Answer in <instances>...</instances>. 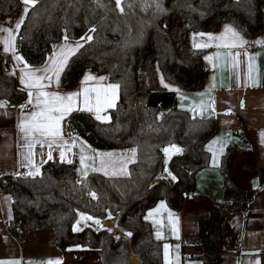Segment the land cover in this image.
<instances>
[{
  "label": "trees",
  "instance_id": "1",
  "mask_svg": "<svg viewBox=\"0 0 264 264\" xmlns=\"http://www.w3.org/2000/svg\"><path fill=\"white\" fill-rule=\"evenodd\" d=\"M22 7L21 0H0V23ZM225 23L248 37L264 33V0H126L123 13L115 8V0H39L30 7L16 43L18 53L31 65L44 64L65 32L78 40L90 34L93 39L70 57L60 83L74 87L82 73L93 70L120 85L119 100L107 114L109 121L76 112L68 119V135L81 136L96 149L134 147L137 155L126 177L97 172L78 177L73 161L46 162L39 175L2 176L0 190L13 199L9 232L22 242L32 229H52L58 248L98 249L101 264H131L130 254L137 255L141 264H163V242L155 240L143 217L161 200L174 209L183 207L194 190L196 171L210 163L206 143L219 122L177 107V94L162 85L160 76L184 91L201 90L208 73L202 61L205 50L192 46L191 38L194 33L218 31ZM91 27L97 31L89 33ZM8 61L0 51V99L21 105L27 94L14 76L3 71ZM171 144L182 149L168 159L167 169L175 181L165 176L162 151ZM228 146L219 166L226 176L224 201L211 202L207 216L197 223L198 233L184 236L203 247L198 257L202 264L220 263L222 223L231 212L245 211L257 191L233 180L229 157L239 148ZM258 173L263 185L264 167ZM90 191L97 193V199ZM78 212L99 220L109 219L111 213L125 234L91 225L73 231Z\"/></svg>",
  "mask_w": 264,
  "mask_h": 264
},
{
  "label": "crops",
  "instance_id": "2",
  "mask_svg": "<svg viewBox=\"0 0 264 264\" xmlns=\"http://www.w3.org/2000/svg\"><path fill=\"white\" fill-rule=\"evenodd\" d=\"M23 8L24 5L17 15L5 16L0 26L14 28L15 23L23 15ZM226 25L232 26L240 32L247 43L242 48L226 49L216 47V44L221 43L220 41H213L211 46L202 47L205 50L202 55V61L208 67V73L201 90L184 91L163 79L164 83L169 85L167 89L174 90L177 94V107L186 109L192 115L206 118L215 117L219 122L215 135L206 143V147L210 151V163L198 169L195 174L196 181L192 192L202 193L203 196L197 199L185 198L181 209L172 208L164 200L158 201L155 204L156 206L150 209L154 212L153 216L146 219L150 222L155 240L158 239L157 231L159 230L160 232L158 240L163 242V264L203 263L198 258L203 247L184 240V236H195L198 233L197 223L200 218L207 216L211 202L224 201V188H222V185L226 176L222 174L219 166L221 165V157L227 151L228 145H234L239 148L237 152H233L229 157V169L230 174L234 178L233 180L243 188H255L257 191L253 194L250 206L245 211L231 212L227 215L225 222L222 223L224 249L220 254L219 264H257V262L264 264V183L259 185L258 181V169L259 167H264V43H257L258 41H264V33L255 37H248L233 24L225 23L218 31L209 34L220 36L223 34ZM3 35L0 34V38ZM76 41L78 39H70L69 43H75ZM194 41L195 43L208 42L207 36L194 37L193 35L190 42L192 46H194ZM63 43L64 40H61L54 46L58 48ZM54 46L50 49L49 55L53 52ZM0 51L5 54L2 44H0ZM226 52L241 53L238 69L233 70L230 64H225L224 54ZM217 53H220L219 58ZM5 55L9 57V61L3 65V71L12 75L11 73L14 71L12 56L11 54ZM208 56L213 57L212 61L207 59ZM249 57L252 58L250 61ZM249 63L252 65L250 72L248 69ZM15 71L16 74L12 76L15 77L17 85L23 88L19 80V71L18 69ZM86 74L97 78H106L99 85H97L96 81H90V87H103L109 83H114L108 81L107 75L104 73L86 70L78 78L74 87L64 88L62 83L59 82L58 87L54 84L48 91H56L61 94L80 92L83 87L82 81ZM119 97L118 89L115 105ZM26 98L28 99L27 96ZM18 106L8 104L6 108L0 109V179L4 175H15V172L22 167L31 166L34 171L38 167L41 172L42 165L46 162H67L68 160L74 162L77 176L84 178L80 165V149L82 145L85 146L86 154L111 152L130 156L129 150L134 148L96 149L87 139L81 136L68 135V119L76 112H79L74 111L62 122L63 139L69 143L73 139L77 141L75 147L65 152L64 161H61L59 156L61 149L53 146V159L48 160V147L41 148L39 144H36L31 149L33 155L29 157L33 162L29 164L28 159H26L29 149L25 146V140L22 138V133L18 127L21 121V110ZM30 110L29 106L24 112L27 113ZM108 111L110 109L101 114L107 116ZM93 116L95 117L94 114ZM41 152L44 153L43 156L40 155ZM131 163L127 165L126 171L128 174ZM85 171H87V174L97 172L105 175L103 171H93L91 168H86ZM108 172L109 174L105 176L126 177V175L119 174L111 175L112 169H109ZM165 176L170 177L167 174ZM12 201L13 199L8 192L0 190V264H48L49 261H58L59 264H101L100 251L98 249L78 245L64 249L58 248L52 229H32L28 232L24 241L21 242L16 239L8 230L9 223L14 215ZM160 202H164L165 208L155 212L154 210L157 209ZM150 210L145 213L144 219ZM169 212H171V216H169ZM79 219L80 217L77 215L75 222ZM115 224L116 220L114 217V219L100 220L99 225L93 223V221H81L79 227L85 225H91L94 228L106 226L113 229V232L118 235L125 234ZM76 226L77 223L74 227ZM165 245L169 246L167 259L165 258ZM129 261L131 264H141L139 257L135 254H130Z\"/></svg>",
  "mask_w": 264,
  "mask_h": 264
},
{
  "label": "snow or ice",
  "instance_id": "3",
  "mask_svg": "<svg viewBox=\"0 0 264 264\" xmlns=\"http://www.w3.org/2000/svg\"><path fill=\"white\" fill-rule=\"evenodd\" d=\"M24 5L23 15L15 23L14 28L2 27L0 26V34H4L0 38V44L3 45V52L5 54H11L13 60V69L12 75L16 74V69L19 71V80L23 88L21 91L27 92V101L25 104H21L18 107L21 110V121L18 124L20 132L22 133V138L25 140V146L29 149V154L26 159L28 163L32 164L31 157L33 155L31 149L39 144L41 148L45 146L48 147L49 151L47 152V159L52 160V149L53 146L61 149L59 156L61 161L65 159V152L70 151L73 147L76 146V139H73L71 143L63 139L62 132V122L74 111H87L95 115V119L102 122H107L110 120L109 116L102 115V112H106L107 109L115 107V100L117 98L118 89L120 88L119 84L109 83L106 86H89L90 81H96L97 85L101 81H104L105 77H94L90 74H86L82 81V89L80 92H73L69 94H61L56 91H48L49 88L53 87L55 84L59 86L61 74L64 72L65 68L68 65V61L72 55H74L80 48L84 47V44L90 42L93 39V36L90 34H85L80 37L75 43H69L70 37L65 32L63 36L64 43L58 48L54 46L53 52L46 59L45 63L36 67L31 65L22 55L17 51L16 39L17 34L21 27L24 24L25 19L28 17L30 7L34 8L39 0H21ZM126 0H115V8L119 10L120 13L124 12ZM97 29L95 27L89 28V33H95ZM195 36L204 37L207 36L206 43H195L194 47L202 48L211 46V42L220 41L221 43L216 44V47L233 49V48H242L247 43L238 32L232 26H225L223 34L220 36H214L212 34H205L203 32L194 33ZM82 41V42H81ZM257 43H264V41H258ZM240 52H226L225 64H230L233 70L239 68V57ZM247 55V53H245ZM217 57H220V53H217ZM207 59L212 61L213 57L208 56ZM252 58L249 57V61ZM249 72L252 69L251 63L248 64ZM238 81V73H237ZM161 83L164 87H169L168 84L164 83L163 78H161ZM177 91H179L177 89ZM8 105L7 100L0 99V109L6 108ZM30 106V111L25 113L24 109ZM211 150V149H210ZM131 155L125 156L123 154H114V153H93L86 154L85 146H81L80 149V165L82 174L86 177L87 171L86 168H91L93 171H103L105 175H108L109 169H112L111 175H127V165L130 162L135 160L136 149L129 150ZM166 159H165V171L168 172V175L173 181L177 178L167 169L168 159L172 154H180L182 149L175 145L171 144L162 149ZM222 151V149H221ZM41 156L44 155L43 152L40 153ZM98 160V166H97ZM71 163V160L67 161ZM40 169L37 167L35 171L28 172L29 176L39 175ZM89 195L93 199H97V193L90 191ZM165 208L164 202H160L155 212H159L160 209ZM154 214L153 210H150L147 213L145 219L152 217ZM80 219L76 222L77 226L74 227L73 231H82L83 229L79 227L81 221H93V223L99 225L100 220L96 219L90 215L84 213H77ZM169 212V216H171ZM111 213H109V218ZM88 226V225H85ZM111 231V230H109ZM127 236H131L132 233L126 232ZM157 238H160V232L157 231ZM117 240L120 237H116ZM168 245L164 246L165 258L167 259L168 255ZM48 264H59V262L49 261ZM259 264V262H257Z\"/></svg>",
  "mask_w": 264,
  "mask_h": 264
},
{
  "label": "built area",
  "instance_id": "4",
  "mask_svg": "<svg viewBox=\"0 0 264 264\" xmlns=\"http://www.w3.org/2000/svg\"><path fill=\"white\" fill-rule=\"evenodd\" d=\"M26 102L24 101L23 103L21 104H25ZM28 109V107H26L24 110L26 111ZM30 171H33L34 172V169L31 167V166H28V167H22L20 168L17 172H15V175L14 176H18V177H24V176H29L28 175V172ZM203 194L202 193H195V192H190V194H188V198H193V199H197V198H200L202 197Z\"/></svg>",
  "mask_w": 264,
  "mask_h": 264
}]
</instances>
